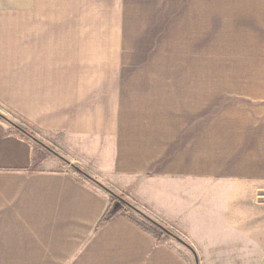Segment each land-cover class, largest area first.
Returning <instances> with one entry per match:
<instances>
[{
    "label": "crops",
    "instance_id": "obj_1",
    "mask_svg": "<svg viewBox=\"0 0 264 264\" xmlns=\"http://www.w3.org/2000/svg\"><path fill=\"white\" fill-rule=\"evenodd\" d=\"M84 9L0 0V114L59 153L0 119V264H193L142 210L264 264V0H169L170 69L93 70Z\"/></svg>",
    "mask_w": 264,
    "mask_h": 264
},
{
    "label": "rangeland",
    "instance_id": "obj_2",
    "mask_svg": "<svg viewBox=\"0 0 264 264\" xmlns=\"http://www.w3.org/2000/svg\"><path fill=\"white\" fill-rule=\"evenodd\" d=\"M60 5H64L67 10L72 7H82L85 8L83 11L90 13L83 14L80 22L93 23V70L170 69L171 66L166 62L168 59H164L163 56L168 58L171 49L176 54L180 53V49L172 48L169 44L170 21L167 17L168 10H164L168 8L169 0H60ZM155 56L161 57L162 59H159L161 61L153 59L156 58ZM13 123L23 129L27 128L18 122ZM26 130L53 151L30 139L37 152L40 150L42 154L58 156L55 143L43 140L28 128ZM93 182L96 180L93 179ZM109 189L118 194L115 189L111 187ZM117 196L122 197L120 194ZM142 211L148 213L146 210ZM144 213L140 212L155 226L158 233L167 236L155 223L163 226L196 252L191 244L193 240L191 242L177 226L158 220L151 221ZM175 237L172 236L176 239ZM177 242L183 253L188 255L189 260L197 264L192 251L178 240ZM196 256L199 264H202L203 256L197 252Z\"/></svg>",
    "mask_w": 264,
    "mask_h": 264
},
{
    "label": "trees",
    "instance_id": "obj_3",
    "mask_svg": "<svg viewBox=\"0 0 264 264\" xmlns=\"http://www.w3.org/2000/svg\"><path fill=\"white\" fill-rule=\"evenodd\" d=\"M0 119L11 124L12 125V120L8 119L7 117L3 116L2 114H0ZM20 127V126H19ZM22 128V127H20ZM23 129V128H22ZM27 129V128H26ZM26 129H23L25 132L21 131L20 129L16 128V131H18L19 133H22L23 135H25L26 137H28L29 139L34 140V136L32 134H30ZM29 129V128H28ZM36 141V140H34ZM37 142V141H36ZM29 172H34V166L31 167V169L29 170ZM105 190H107L109 193H111L114 197H116L117 195H115L111 189L109 188H104ZM119 197V196H118ZM123 208H127L126 206H121L118 210L114 211L113 208H111L110 210H108V212L106 213V215L102 218V220L99 222L97 228H100L102 226H104L112 217H114L117 213H119ZM128 209V208H127ZM166 234V233H164ZM168 237L169 235L166 234Z\"/></svg>",
    "mask_w": 264,
    "mask_h": 264
},
{
    "label": "water",
    "instance_id": "obj_4",
    "mask_svg": "<svg viewBox=\"0 0 264 264\" xmlns=\"http://www.w3.org/2000/svg\"><path fill=\"white\" fill-rule=\"evenodd\" d=\"M12 126H14L15 128H17V129H20L21 131H23V132H25L22 128H20L19 126H17L15 123H13L12 122ZM34 138V137H33ZM34 140H36L37 141V139L36 138H34ZM38 143H40L39 141H37ZM41 144V146H43L44 148H46V149H48V150H50V151H52L51 149H49L46 145H44L43 143H40ZM53 152V151H52ZM76 170H78L79 172H81L82 174H84V175H86V176H88L86 173H84L81 169H79V168H77V167H74ZM89 177V176H88ZM103 188H106V187H103ZM116 198H117V200H118V202L115 204V206L113 207V210L114 211H116V210H118L120 207H121V205L122 204H124V205H127V206H129V207H131V208H133L127 201H125L123 198H121V197H118V196H116ZM157 226H159V228H161L166 234H168L169 236H173V237H175L173 234H171V232H169L167 229H165L163 226H161V225H159V224H157V223H155ZM179 242H181L182 244H184L186 247H188L192 252H193V254H194V256H195V259H196V263L197 264H199V262H198V258H197V256H196V253H195V251L189 246V245H187L186 243H184L181 239H179V238H177V237H175Z\"/></svg>",
    "mask_w": 264,
    "mask_h": 264
}]
</instances>
